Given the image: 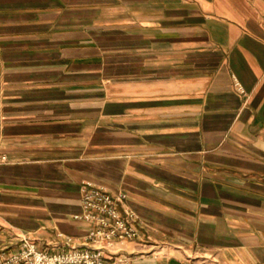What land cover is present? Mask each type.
Segmentation results:
<instances>
[{"label": "crops", "instance_id": "crops-1", "mask_svg": "<svg viewBox=\"0 0 264 264\" xmlns=\"http://www.w3.org/2000/svg\"><path fill=\"white\" fill-rule=\"evenodd\" d=\"M263 75L264 0H0V257L85 245L92 181L138 216L108 258L264 264Z\"/></svg>", "mask_w": 264, "mask_h": 264}, {"label": "built area", "instance_id": "built-area-1", "mask_svg": "<svg viewBox=\"0 0 264 264\" xmlns=\"http://www.w3.org/2000/svg\"><path fill=\"white\" fill-rule=\"evenodd\" d=\"M264 76V75H263ZM237 88L243 86L237 82ZM2 143V122L0 118V147ZM8 161L0 152V163ZM127 193H113L92 181L84 183L81 189L83 211L74 218L88 222L91 226L83 246L73 243V237L66 236L70 248L65 251L47 252L40 250L33 237L27 233L17 235L19 247L0 257V264H131V255L116 251L107 257L117 242L139 236L135 223L138 218L134 209L126 204Z\"/></svg>", "mask_w": 264, "mask_h": 264}]
</instances>
